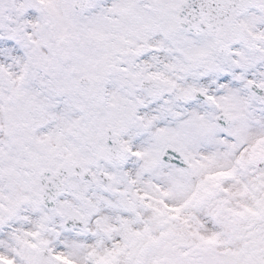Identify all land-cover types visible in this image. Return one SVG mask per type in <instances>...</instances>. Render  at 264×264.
<instances>
[{
    "label": "snow or ice",
    "instance_id": "1",
    "mask_svg": "<svg viewBox=\"0 0 264 264\" xmlns=\"http://www.w3.org/2000/svg\"><path fill=\"white\" fill-rule=\"evenodd\" d=\"M0 264H264V0H0Z\"/></svg>",
    "mask_w": 264,
    "mask_h": 264
}]
</instances>
